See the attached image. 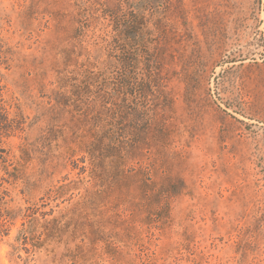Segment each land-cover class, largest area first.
<instances>
[{"label": "rangeland", "instance_id": "374dc122", "mask_svg": "<svg viewBox=\"0 0 264 264\" xmlns=\"http://www.w3.org/2000/svg\"><path fill=\"white\" fill-rule=\"evenodd\" d=\"M0 78V264H264V0H0Z\"/></svg>", "mask_w": 264, "mask_h": 264}, {"label": "trees", "instance_id": "16d2710c", "mask_svg": "<svg viewBox=\"0 0 264 264\" xmlns=\"http://www.w3.org/2000/svg\"><path fill=\"white\" fill-rule=\"evenodd\" d=\"M131 18L133 19H126L128 24L123 22V27H126V29H131L133 26L137 25V22L135 21L136 16L133 15ZM125 19V18H124ZM126 30V31H128ZM121 31V30H120ZM123 35H126L127 32L125 30H122ZM135 59L132 57H123L120 59L122 65L126 64V66L131 67L133 61ZM136 61V60H135ZM136 80V77L131 76L122 78L121 83L119 84L120 90L123 89V87L126 88L127 93H129L131 100L136 99L135 92L138 94V98L142 97L140 94L146 90L148 87V84L150 83V80H144L139 82L136 81L135 83L133 82ZM3 86L1 84V78H0V134H6V132L10 129H21V123L23 121H18L16 118H8V113L7 110L5 109V104L3 99L1 98V93H2ZM117 91H119L118 88H116ZM136 90V91H135ZM87 93L86 90L83 88H80V91L75 92L76 97L79 99V102L84 104L85 103V98L84 95ZM93 102L92 106L87 105V107H90L91 110L87 109V111L83 114V118L85 119L83 122H81L82 126L85 127V130L88 134H109V119H108V114L110 112V109L104 105L106 103L108 97L107 94L102 92L101 88L98 89L94 95H93ZM103 102H105L103 104ZM99 103L98 107L97 104ZM92 114L91 117H88V115ZM23 118H21L22 120ZM13 122H16V124L12 125ZM122 123L121 119L116 121V124L118 126V129L120 130V124ZM96 137V142H101L103 139H97ZM88 156V159L90 162L95 161V159H100L99 153L97 152L94 154L92 150H85ZM7 191L5 189L1 188L0 185V233L3 232L5 234L8 233L9 230V225L12 223V220L16 218L12 210H10L7 207L8 201H7ZM23 241L27 240V236L22 237Z\"/></svg>", "mask_w": 264, "mask_h": 264}]
</instances>
